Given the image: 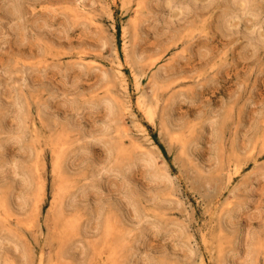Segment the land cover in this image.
Masks as SVG:
<instances>
[{
	"label": "rangeland",
	"instance_id": "obj_1",
	"mask_svg": "<svg viewBox=\"0 0 264 264\" xmlns=\"http://www.w3.org/2000/svg\"><path fill=\"white\" fill-rule=\"evenodd\" d=\"M0 264H264V0H0Z\"/></svg>",
	"mask_w": 264,
	"mask_h": 264
},
{
	"label": "bare ground",
	"instance_id": "obj_2",
	"mask_svg": "<svg viewBox=\"0 0 264 264\" xmlns=\"http://www.w3.org/2000/svg\"><path fill=\"white\" fill-rule=\"evenodd\" d=\"M115 58H116V62L112 61V64H113L112 67H114V69L116 70L117 74H121V72H120V70L118 68L120 66V60H119V58L117 56H115ZM124 93H125V97L127 98L126 101H125L124 108L126 110H129L130 107H131L130 106V98H129V94H128V90L126 89V86H124Z\"/></svg>",
	"mask_w": 264,
	"mask_h": 264
}]
</instances>
